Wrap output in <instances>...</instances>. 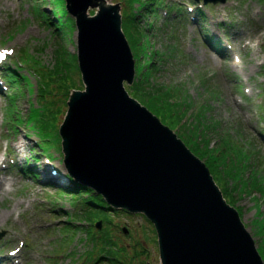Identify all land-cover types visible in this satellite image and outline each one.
<instances>
[{
	"label": "rangeland",
	"instance_id": "obj_1",
	"mask_svg": "<svg viewBox=\"0 0 264 264\" xmlns=\"http://www.w3.org/2000/svg\"><path fill=\"white\" fill-rule=\"evenodd\" d=\"M108 1L120 3L122 13L131 11L127 0ZM163 2V8L157 13H144L140 19L143 28L153 23L148 31L147 44L160 54L154 60L159 68L154 81L184 87L191 106L189 115L201 111L205 105L207 124H218V129H212L209 134L212 147L235 145L250 154L259 171L264 170V0H226L225 3L220 1L208 5L195 0ZM169 7L172 8L170 15L167 14ZM177 7L182 12H177ZM57 8L55 0H0V53L11 52L8 65L21 64L22 74L28 76L32 83L22 82V95L18 88L11 86L5 88L8 94L0 96V232H5L0 240V264L101 263L89 261L91 254H95L93 260L97 259L99 252L96 250L100 245L90 238L94 233L102 232L106 225L103 223L99 230L92 226L93 221L90 224L84 220L89 223L84 226L76 222V225L68 224L69 214L77 216L82 207H74L77 201L61 194L70 191L60 184L70 182L66 177L58 136L68 106L65 104L66 93L58 86L83 89L84 84L78 64L77 29L73 30L69 21L66 23L68 26L64 24L63 33L58 32V25L48 24L39 13L45 11L54 20ZM198 8H203L204 17L199 15ZM95 12L96 9L89 10L91 14ZM203 31L212 39L222 41L224 52L221 56L208 45ZM127 37L133 44L128 34ZM56 52L70 65L68 76L61 82H51L46 70L53 69ZM139 68L137 66V73ZM20 81L17 78L18 85ZM46 83L49 84L47 99L57 101L61 112L56 113L46 132L50 137L46 143L50 150L41 151L34 146L40 139L39 134L31 133L27 120L29 107L33 104L34 108H39V85L42 88ZM28 88L34 90L33 96ZM15 94L18 96L14 99L12 96ZM187 100L183 103L187 104ZM150 109L178 136L186 133L187 128L174 129L154 108ZM8 112L9 119L20 112L18 116L23 121L18 124L17 132L13 129L15 122L7 123ZM20 142H23L24 152L19 150ZM232 153H236V149ZM36 154L42 160L44 157L41 168H45L43 163H49V171L51 168L57 170L61 181L43 182L41 174L38 180L18 175L17 168L32 164V157ZM11 158L16 160V165L11 164ZM15 167L17 171L13 170ZM31 167L35 169L33 164ZM219 185L222 187L221 183ZM234 196L238 198L231 205L241 209L243 222L264 255V197L258 192L241 197L234 193ZM258 197L260 202L256 200ZM78 202L86 205L81 198ZM61 207L65 210L60 211ZM109 213H113L112 220L118 224L112 227L113 234L120 247L127 250V257L123 256L124 253L116 254V257L123 256L128 264H161L156 232L143 215ZM78 226L80 228L77 229ZM123 228L128 233L123 232ZM14 250L16 255L11 256L14 254L10 251ZM142 251L144 253L141 254Z\"/></svg>",
	"mask_w": 264,
	"mask_h": 264
},
{
	"label": "water",
	"instance_id": "obj_2",
	"mask_svg": "<svg viewBox=\"0 0 264 264\" xmlns=\"http://www.w3.org/2000/svg\"><path fill=\"white\" fill-rule=\"evenodd\" d=\"M219 1L226 0H205ZM67 8L77 19L87 86L71 94L60 128L67 172L112 207L154 223L161 264H264L207 164L126 90L136 62L120 4L67 0ZM90 8L98 9L95 17Z\"/></svg>",
	"mask_w": 264,
	"mask_h": 264
},
{
	"label": "trees",
	"instance_id": "obj_3",
	"mask_svg": "<svg viewBox=\"0 0 264 264\" xmlns=\"http://www.w3.org/2000/svg\"><path fill=\"white\" fill-rule=\"evenodd\" d=\"M127 1L132 11L126 15L125 25L126 30L132 39L133 47L136 49V57H138L140 67L137 81L134 85L129 87L131 94L146 104L149 108H154L155 111L162 115L163 119L173 125L174 128H187L185 129L186 133H180V137L184 138L195 154L205 160L206 164L211 169V172L215 175L217 182L219 181L222 184L224 195L231 204H235L238 198L234 196V193H238L239 197H241L244 194L250 195L253 192H258L264 197V170L259 171L256 168L251 161L249 153L229 144L220 147L211 146L212 143L209 134L212 129H218V124L213 123L215 126L207 124V116L204 108L205 105L202 106L203 109L201 111L196 112L194 115H189L191 106L188 103V93H186L184 87L167 86L165 84H160L158 81H154L155 71L159 70L156 69L153 62L160 54L157 51H150L151 48L147 44V39L149 38L148 30L152 28L153 23L142 28L140 16L142 13H153L163 8V0ZM64 4L65 3L62 4V7L59 6L57 11V19L60 22V24H58L59 28L64 26V22L62 21L63 18H67V22L68 20H71ZM74 23L75 22L71 20L73 27ZM66 25L68 26V24ZM219 46L220 43L217 42L216 49L220 52ZM55 60L56 63L53 66V69L50 70L46 68V70L49 72L51 82H61L68 76L67 71L70 65L60 56H56ZM10 77L12 83H17L16 80L18 77L16 74L12 73L10 74ZM25 81L28 82V85L31 84L27 77H25ZM58 87L62 88L66 93L65 103L72 89L76 88L66 87L65 85H59ZM48 88L49 84L47 83L42 88L40 86L39 108L32 109L28 119L30 127L34 132L39 134L41 139L40 146L44 151H47V149L50 150L46 145V143L50 141L49 133H46L50 126L49 123L55 117L56 113L61 112L57 101L50 102L47 99ZM12 97L14 98V96ZM183 100H187V104H184ZM13 121L14 118L9 119V122ZM38 123H41V125ZM234 149H236V153L233 154L232 152ZM23 171L27 174L39 177V175L30 167L25 168ZM236 177H239L238 181H233L232 179ZM68 178L72 183V186L68 188L70 190L69 192L72 194H79V198L75 196L73 199L76 201H79L80 198L85 200L86 205L82 204L86 206V209L82 212L86 215V220L89 222L103 220L106 225L102 232L94 233L91 238L89 237L94 243L96 241L100 242V245H98V257L93 260L90 255V262L106 261V263L113 262V264H128V262L123 259V256L127 257V250L120 247V244L116 240V236L113 234L112 227L118 226V224L112 220L113 214L109 213L114 212L118 214L121 212H127L111 208L104 198L96 194L94 190L83 184L76 183L69 176ZM85 195L88 196L86 197ZM256 199L260 200V197ZM240 212L242 215L243 213L241 209ZM76 218H78V216ZM72 221H74V219H71L68 223L73 225L72 223L74 222ZM98 234H100V236ZM259 250H261L260 247ZM119 253L124 254L121 257H116V254ZM142 253L144 252L142 251L141 254ZM136 254L139 255L138 252H136ZM262 256L264 258V255Z\"/></svg>",
	"mask_w": 264,
	"mask_h": 264
},
{
	"label": "bare ground",
	"instance_id": "obj_4",
	"mask_svg": "<svg viewBox=\"0 0 264 264\" xmlns=\"http://www.w3.org/2000/svg\"><path fill=\"white\" fill-rule=\"evenodd\" d=\"M18 145H19V150H20L21 152H24V151H23V148H22V146H23V142L18 143ZM57 180L61 181L62 179L59 178V179H57ZM57 180H56V181H57ZM0 186H1V185H0ZM1 217H2V215H0V219H1ZM11 260H15V259H10V261H11Z\"/></svg>",
	"mask_w": 264,
	"mask_h": 264
}]
</instances>
